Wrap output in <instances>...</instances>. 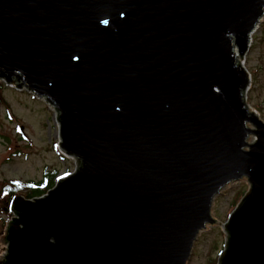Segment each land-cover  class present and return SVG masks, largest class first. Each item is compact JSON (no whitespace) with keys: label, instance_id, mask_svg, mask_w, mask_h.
<instances>
[{"label":"water","instance_id":"water-1","mask_svg":"<svg viewBox=\"0 0 264 264\" xmlns=\"http://www.w3.org/2000/svg\"><path fill=\"white\" fill-rule=\"evenodd\" d=\"M263 15L264 0H0V78L55 107L77 164L13 199L0 264H187L242 178L217 264H264V120L241 61Z\"/></svg>","mask_w":264,"mask_h":264},{"label":"rangeland","instance_id":"rangeland-1","mask_svg":"<svg viewBox=\"0 0 264 264\" xmlns=\"http://www.w3.org/2000/svg\"><path fill=\"white\" fill-rule=\"evenodd\" d=\"M241 61L250 74L245 100L264 120V15L253 33L251 46L241 56ZM20 126L23 132L18 130ZM58 127L55 109L43 98L37 97L33 92L2 84L0 188L10 180H39L47 167L56 168V175L60 177L74 169L72 158L62 155L58 148ZM248 188V181L242 178L225 186L216 196L212 210L216 222L208 224L200 232L187 264L217 263L225 239L221 225L227 218L232 202H238ZM7 198L3 193L0 195V239L11 217V213H6L4 209ZM4 246V243L0 245V256L4 254Z\"/></svg>","mask_w":264,"mask_h":264},{"label":"trees","instance_id":"trees-1","mask_svg":"<svg viewBox=\"0 0 264 264\" xmlns=\"http://www.w3.org/2000/svg\"><path fill=\"white\" fill-rule=\"evenodd\" d=\"M2 83L0 82V87ZM57 174L56 168H45L39 180H10L4 183L0 188V195L3 193L7 198V203L10 199L20 193L27 198H33L43 195L46 191L53 186ZM237 202H232L230 210L235 207ZM7 213V212H6ZM213 261V260H211Z\"/></svg>","mask_w":264,"mask_h":264},{"label":"bare ground","instance_id":"bare-ground-1","mask_svg":"<svg viewBox=\"0 0 264 264\" xmlns=\"http://www.w3.org/2000/svg\"><path fill=\"white\" fill-rule=\"evenodd\" d=\"M254 32H256V30L255 31H253V33ZM253 33L251 34V36H250V42H249V47L251 46V42H252V38H253Z\"/></svg>","mask_w":264,"mask_h":264}]
</instances>
